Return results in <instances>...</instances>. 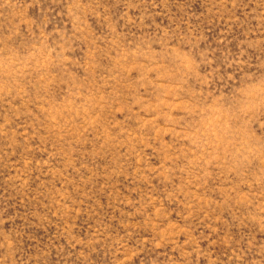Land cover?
<instances>
[{
    "label": "rangeland",
    "instance_id": "374dc122",
    "mask_svg": "<svg viewBox=\"0 0 264 264\" xmlns=\"http://www.w3.org/2000/svg\"><path fill=\"white\" fill-rule=\"evenodd\" d=\"M0 264H264V0H0Z\"/></svg>",
    "mask_w": 264,
    "mask_h": 264
}]
</instances>
